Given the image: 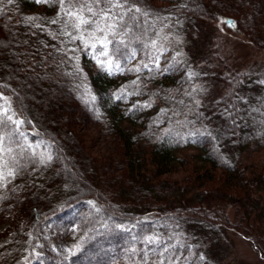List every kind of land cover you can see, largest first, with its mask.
<instances>
[{
    "label": "trees",
    "instance_id": "16d2710c",
    "mask_svg": "<svg viewBox=\"0 0 264 264\" xmlns=\"http://www.w3.org/2000/svg\"><path fill=\"white\" fill-rule=\"evenodd\" d=\"M82 4L0 5V264H219L207 246L231 229L264 261V72L194 65L179 29L233 21L264 50V0H129L76 28Z\"/></svg>",
    "mask_w": 264,
    "mask_h": 264
},
{
    "label": "rangeland",
    "instance_id": "374dc122",
    "mask_svg": "<svg viewBox=\"0 0 264 264\" xmlns=\"http://www.w3.org/2000/svg\"><path fill=\"white\" fill-rule=\"evenodd\" d=\"M186 24V22H183L179 29L184 34V47L190 52L189 55L194 65L203 69L206 68V64L202 60L203 56H206L207 62L210 63L211 68L215 69V72L229 78L246 73L260 75L264 72V50L255 47L246 37L238 34L234 27L224 23L206 25L194 22L188 24L187 27ZM207 89L206 98L211 99V97L227 92L228 87L214 79ZM83 97L85 96L80 95L81 99ZM79 118L81 128H85L83 130L86 131H83V133L89 134L88 132H92L93 129L96 130L90 125V122H85L84 117L79 115ZM91 150L93 154L103 153L104 158L114 161V164H109L108 168H112V171L116 170L115 172H117V167H115L117 162L115 160L118 157L113 146L106 138L103 137L94 142ZM195 153L194 150L179 153V157H182L187 165L181 167L177 174L166 176V178H173V180L182 178L184 172H187L192 162L195 161ZM79 174L84 177L82 170L79 171ZM227 213L230 221L233 220V209L228 208ZM8 225L9 223L5 222L0 228L3 229ZM243 236L246 235L241 230L231 229L225 231L218 244L214 240L207 247L213 252L214 258L219 261V264H264L252 244Z\"/></svg>",
    "mask_w": 264,
    "mask_h": 264
},
{
    "label": "snow or ice",
    "instance_id": "6c2138e0",
    "mask_svg": "<svg viewBox=\"0 0 264 264\" xmlns=\"http://www.w3.org/2000/svg\"><path fill=\"white\" fill-rule=\"evenodd\" d=\"M13 2H14V0H7L8 4H11ZM35 2L37 4L59 3L60 11L64 12L65 0H35ZM3 3H4V0H0V5H2ZM128 3H129V0H84V4L81 5L80 10H78L77 12L68 11V12H65V14L74 18L77 21V23L74 25V27L79 28L81 25H86V24H90L91 22H93V21L86 19L81 14L84 10H86L88 13H90L93 17H99L100 19L107 20V19H111L110 13H111L112 9H114V8H125V5H127ZM93 5H95L97 7H99L100 5H108V7L107 8L100 7V11L96 12L93 9ZM133 10H135L136 12L140 11L139 8L128 7L126 9V13H130ZM2 11H3V9H2V7H0V12H2ZM59 14L60 13L58 12V16H59ZM122 18L123 17L121 16V19ZM25 19L27 21L31 22V21H34L38 18L37 17H26ZM51 23H56V20H52ZM222 23H225V24L232 26V27L235 26V22H233V21H222ZM106 28H107L108 33H112L115 30L116 25L115 24H108V25H106ZM96 31L103 33V32H105V28L100 27L99 24H97ZM93 35H94V33H93ZM108 42H109L108 36L105 35L103 37V39L101 40V44L104 48H106ZM153 44H155V42H153ZM94 46L95 45H93V47ZM102 55L108 56V52L104 51V52H102ZM107 63L109 65V67L112 64L111 61H108ZM145 106H150V105H145ZM7 119L12 120V116H8ZM15 123L17 125H19L20 123H23V121H15ZM0 141H2V138H0ZM0 160H2V158H0ZM4 167H7V162L0 163V179H2L4 176V172L2 171V169ZM7 175L11 176V175H13V172L9 171V172H7Z\"/></svg>",
    "mask_w": 264,
    "mask_h": 264
}]
</instances>
